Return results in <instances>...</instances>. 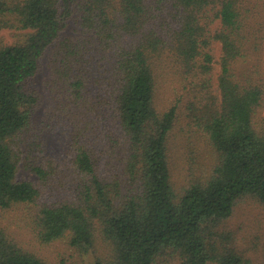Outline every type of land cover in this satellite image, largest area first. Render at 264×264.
Listing matches in <instances>:
<instances>
[{
	"label": "trees",
	"instance_id": "obj_1",
	"mask_svg": "<svg viewBox=\"0 0 264 264\" xmlns=\"http://www.w3.org/2000/svg\"><path fill=\"white\" fill-rule=\"evenodd\" d=\"M4 30L25 33L0 35V264H65L45 246L97 238L107 249L90 264H256L214 227L264 204V0H0ZM52 45L54 97L37 118ZM161 80L178 93L164 110ZM179 113L216 163L176 191Z\"/></svg>",
	"mask_w": 264,
	"mask_h": 264
},
{
	"label": "rangeland",
	"instance_id": "obj_2",
	"mask_svg": "<svg viewBox=\"0 0 264 264\" xmlns=\"http://www.w3.org/2000/svg\"><path fill=\"white\" fill-rule=\"evenodd\" d=\"M75 25L72 24V29ZM71 32L70 30L67 31ZM24 31L4 30L0 35L6 43H11L22 38ZM54 54V45L48 48L43 56L40 71L35 78V85L40 92L37 118L47 112V107L53 100L54 92L51 82L50 63ZM264 57V55H263ZM173 84L172 88H174ZM178 93H175L170 85L163 80L158 84L155 92V103L159 110L171 106ZM183 113L178 114V120L170 133L168 141V160L171 170V179L176 191L182 190L190 182L201 179L210 174L211 168L216 163V154L205 134L188 123ZM49 152L55 157H61L64 150V137L59 131L48 135ZM20 174L34 178V175L26 170ZM23 213V212H21ZM17 219L16 223L27 224L11 213ZM25 237H29V228L23 226ZM216 229L221 235L230 238V245L242 254L253 258L258 264L263 260L264 254V204L252 199L239 202L231 215L218 223ZM215 232V231H214ZM224 242V240H223ZM106 246L101 238H97L93 247L87 251L69 244L66 239L57 240L47 246L45 250L51 259L58 261L63 259L65 264H90L98 255L106 251ZM168 258V255H165ZM159 264V263H158Z\"/></svg>",
	"mask_w": 264,
	"mask_h": 264
}]
</instances>
